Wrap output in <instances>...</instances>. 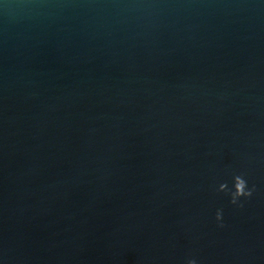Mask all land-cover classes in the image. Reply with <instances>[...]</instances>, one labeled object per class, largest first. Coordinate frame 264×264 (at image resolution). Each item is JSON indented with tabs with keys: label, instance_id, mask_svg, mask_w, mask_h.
<instances>
[{
	"label": "water",
	"instance_id": "obj_1",
	"mask_svg": "<svg viewBox=\"0 0 264 264\" xmlns=\"http://www.w3.org/2000/svg\"><path fill=\"white\" fill-rule=\"evenodd\" d=\"M190 259L264 264V0H0V264Z\"/></svg>",
	"mask_w": 264,
	"mask_h": 264
},
{
	"label": "clouds",
	"instance_id": "obj_2",
	"mask_svg": "<svg viewBox=\"0 0 264 264\" xmlns=\"http://www.w3.org/2000/svg\"><path fill=\"white\" fill-rule=\"evenodd\" d=\"M235 194L233 196V203H236V198L240 196H251V190L245 191L246 189V181L242 177H236L235 178ZM217 219H221V214L217 213ZM187 264H196V261L194 259H190Z\"/></svg>",
	"mask_w": 264,
	"mask_h": 264
}]
</instances>
